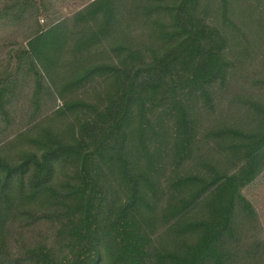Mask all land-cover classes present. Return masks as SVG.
<instances>
[{"label":"trees","instance_id":"obj_1","mask_svg":"<svg viewBox=\"0 0 264 264\" xmlns=\"http://www.w3.org/2000/svg\"><path fill=\"white\" fill-rule=\"evenodd\" d=\"M0 0V264H264V0Z\"/></svg>","mask_w":264,"mask_h":264},{"label":"rangeland","instance_id":"obj_2","mask_svg":"<svg viewBox=\"0 0 264 264\" xmlns=\"http://www.w3.org/2000/svg\"><path fill=\"white\" fill-rule=\"evenodd\" d=\"M71 7H72L71 3H69L68 0L65 1V4L62 7L64 8L62 10L63 13L68 14L72 12L74 8L71 9ZM247 194L250 199H256L257 201L256 203L260 208V212H261V220L264 225V177L254 187L250 188Z\"/></svg>","mask_w":264,"mask_h":264}]
</instances>
